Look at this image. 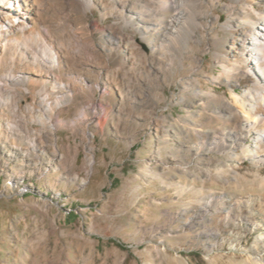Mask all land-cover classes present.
I'll return each mask as SVG.
<instances>
[{
  "label": "rangeland",
  "instance_id": "1",
  "mask_svg": "<svg viewBox=\"0 0 264 264\" xmlns=\"http://www.w3.org/2000/svg\"><path fill=\"white\" fill-rule=\"evenodd\" d=\"M99 1L87 13L106 30L93 33L96 43L115 23L102 21ZM44 2L48 28L54 6ZM215 12L219 21L194 33L198 50L158 56L163 67L141 80L121 71L124 82L98 90L84 121L89 100L71 101L45 75L27 73L14 44L0 55V264H264V156L251 155L264 145L254 140L262 129L219 141V131L253 119L244 96L253 57L234 62L230 80L223 74L222 44L235 36L225 25L243 23Z\"/></svg>",
  "mask_w": 264,
  "mask_h": 264
},
{
  "label": "bare ground",
  "instance_id": "2",
  "mask_svg": "<svg viewBox=\"0 0 264 264\" xmlns=\"http://www.w3.org/2000/svg\"><path fill=\"white\" fill-rule=\"evenodd\" d=\"M44 1L0 0V55L14 44L18 47L16 58L28 62L25 63L27 73L45 75V81L58 84L64 90L63 95L68 96L71 101L77 93L89 100L91 107L81 109L83 121L87 118L88 111L97 110L98 102L94 101V96L98 90L104 89L103 93L111 94L112 84L124 82L121 71L136 70V75L129 76L131 79L141 80L142 73L150 77L163 67V58L158 56L178 53L183 48L192 52L198 50V40L192 41L194 33L199 26L206 28L207 20L217 23L221 15L215 12V8L220 7L229 16L243 23L237 25L229 22L225 25L224 29L230 25L234 28L235 36L225 38L227 46L222 44V53L226 58L223 74L230 80L235 67L233 63L252 56L251 72L255 81L253 88L246 90L244 94L249 97L247 113L253 119L249 123L241 122L231 130L224 128L225 131H219L222 134L219 141L224 142L231 137L235 141H242L259 126L262 131L254 133V140L264 143V12L257 9L258 6H264V0H108L106 4L100 0L102 21L108 17L115 20L106 34L107 41L100 43L95 42L93 33L106 30L98 20L92 23L87 21V13L98 6L96 0H53L55 24L48 28L44 27L45 21L41 17L50 8ZM26 16L32 26L22 20ZM248 22L256 26L252 28L246 25ZM80 23L83 25L79 27ZM126 28L131 30V35L125 32ZM17 30H22V37H13ZM53 30H58L62 38H56ZM136 34L139 35V42L135 38ZM74 44L78 51L74 50ZM113 53L120 58L115 68L109 62ZM3 60L0 57V65ZM64 77L67 78L66 82H63ZM7 79L16 80L11 73ZM189 85L196 88L199 81L190 79ZM206 95L212 96V93ZM232 95L235 101L239 99V94ZM58 105L60 103L54 106ZM49 112L51 115V108ZM118 112H121V108ZM50 115L45 114L41 119L44 127L50 125ZM246 128L249 129L242 130ZM258 148L251 155L259 162L263 160L261 157L264 156V145L259 144ZM252 260L259 262L256 256Z\"/></svg>",
  "mask_w": 264,
  "mask_h": 264
}]
</instances>
